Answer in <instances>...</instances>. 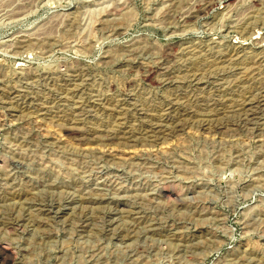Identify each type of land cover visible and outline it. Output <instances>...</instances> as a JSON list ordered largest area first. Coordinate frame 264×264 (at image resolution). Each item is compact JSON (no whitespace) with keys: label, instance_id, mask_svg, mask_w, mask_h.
<instances>
[{"label":"rangeland","instance_id":"374dc122","mask_svg":"<svg viewBox=\"0 0 264 264\" xmlns=\"http://www.w3.org/2000/svg\"><path fill=\"white\" fill-rule=\"evenodd\" d=\"M262 40L264 0H0L9 264H264Z\"/></svg>","mask_w":264,"mask_h":264},{"label":"bare ground","instance_id":"6f19581e","mask_svg":"<svg viewBox=\"0 0 264 264\" xmlns=\"http://www.w3.org/2000/svg\"><path fill=\"white\" fill-rule=\"evenodd\" d=\"M207 2H210V1H206L205 3H207ZM211 3V2H210ZM211 5H212V3H211ZM202 6H203V4H202ZM204 7V6H203ZM244 24V23H243ZM254 27V26H253ZM251 31V30H250ZM250 34V33H249ZM254 34V33H253ZM251 36H252V34H250ZM253 38V37H252ZM249 39H250V37H249ZM263 39V38H262ZM262 41H264V40H262ZM260 42V41H259ZM258 42V44H260ZM263 43V42H262ZM232 45V44H231ZM262 45V44H261ZM262 48V47H261ZM263 48H264V44H263ZM263 48H262V50H263ZM233 50V49H232ZM205 55V54H204ZM234 55V54H233ZM232 55V56H233ZM236 56H238V54L236 55ZM227 57V56H226ZM230 57V56H229ZM215 59V58H214ZM226 62V61H225ZM224 63V62H223ZM231 72V71H230ZM188 78V77H187ZM170 79V78H169ZM262 94V93H261ZM261 94H260V96H261ZM253 98V97H252ZM259 98V97H258ZM213 101V100H212ZM245 102V101H244ZM258 102V99H257V101H256V103ZM259 102L262 104V106H264V94L261 96V99H259ZM259 102H258V104H259ZM243 103V102H242ZM247 103V102H246ZM249 104H250V102H248ZM245 104V103H244ZM243 105V104H242ZM252 105V104H251ZM255 106H257L256 104H254ZM255 106H254V108H255ZM245 107H249V106H245ZM243 108V107H242ZM253 108V107H252ZM250 109V108H249ZM261 109V108H260ZM259 109V110H260ZM251 110H255V109H251ZM244 111V110H243ZM248 111V110H247ZM246 111V112H247ZM256 111H257V108H256ZM229 114V113H228ZM260 114V113H259ZM238 115V114H237ZM246 115V114H245ZM251 115V114H250ZM249 115V116H250ZM255 116H256V114H255ZM245 117H247V116H245ZM251 117V116H250ZM242 118V117H241ZM259 118V117H258ZM210 119V118H209ZM246 119V118H245ZM252 119V118H251ZM250 119V120H251ZM254 119H256V118H254L253 117V120ZM248 120H249V118H248ZM247 120V121H248ZM181 121V120H180ZM238 121V120H237ZM161 125V124H160ZM158 126V125H157ZM174 128V127H173ZM162 129V128H161ZM12 254H14V253H12V251H8L7 250V248L5 247V245H3V244H0V264H9V262L11 261V258H12ZM15 256V255H14ZM14 258V257H13Z\"/></svg>","mask_w":264,"mask_h":264}]
</instances>
